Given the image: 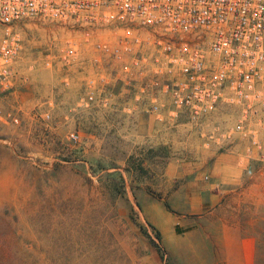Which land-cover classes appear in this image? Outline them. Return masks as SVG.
I'll use <instances>...</instances> for the list:
<instances>
[{"label":"rangeland","instance_id":"obj_1","mask_svg":"<svg viewBox=\"0 0 264 264\" xmlns=\"http://www.w3.org/2000/svg\"><path fill=\"white\" fill-rule=\"evenodd\" d=\"M16 26L22 38L17 78L10 94L0 95V264L245 261L213 255L218 211L208 201V173L238 170L247 189L263 185L264 160L248 176L244 143L206 148L200 131L165 127L127 95L122 64L103 60L98 70L89 47L67 67L55 61L46 67V56L56 57L72 33L39 20ZM97 72L113 80L111 108L83 101L85 82ZM128 104L135 107L131 114ZM236 118L222 110L213 120ZM159 130L177 136L155 139ZM71 133L78 142L69 140ZM263 191L225 195L232 224L257 239L254 264H264Z\"/></svg>","mask_w":264,"mask_h":264},{"label":"built area","instance_id":"obj_2","mask_svg":"<svg viewBox=\"0 0 264 264\" xmlns=\"http://www.w3.org/2000/svg\"><path fill=\"white\" fill-rule=\"evenodd\" d=\"M26 20L72 33L46 67H67L89 47L98 70L103 60L122 64L127 95L165 127L201 131L206 148L244 143L248 176L264 160V0H0V95L14 88L22 50L16 25ZM107 78L87 79V106H113ZM222 110L236 120L214 122Z\"/></svg>","mask_w":264,"mask_h":264},{"label":"crops","instance_id":"obj_3","mask_svg":"<svg viewBox=\"0 0 264 264\" xmlns=\"http://www.w3.org/2000/svg\"><path fill=\"white\" fill-rule=\"evenodd\" d=\"M67 80V79H65ZM201 132V131H200ZM168 133H164V130H159V134H155L154 138H161L168 140H174L176 135H171ZM171 135V136H170ZM165 136V137H163ZM192 136V134H191ZM209 157H216L215 153H205ZM213 155V156H212ZM219 158V156H217ZM236 157H234L235 159ZM238 159V158H236ZM233 173L231 176L225 175L222 176L221 172L215 175V172H207L209 175V180L212 182V186H207L206 189L209 190L207 193L208 201H212V209H216L218 211L217 218L213 224L217 226V248L214 256L227 258H243L241 263L239 264H254V259L258 256V245L257 239H255L251 235H247L246 233H242L239 230L236 223L231 222L229 216H227L228 209L232 208L228 198L225 197L226 194L230 193L231 190L239 189L243 195L249 193L251 196H258L261 192V189H264L263 185H254L250 184L249 188L244 189L243 186L246 184L244 176L238 170H231ZM212 188H216L218 193H211ZM264 192V191H263ZM255 197V201H256ZM233 210H236V206H233ZM212 224V226H213ZM208 233H213L210 229Z\"/></svg>","mask_w":264,"mask_h":264},{"label":"trees","instance_id":"obj_4","mask_svg":"<svg viewBox=\"0 0 264 264\" xmlns=\"http://www.w3.org/2000/svg\"><path fill=\"white\" fill-rule=\"evenodd\" d=\"M156 234H157V236H158V238H159V237H160L159 233L157 232Z\"/></svg>","mask_w":264,"mask_h":264}]
</instances>
